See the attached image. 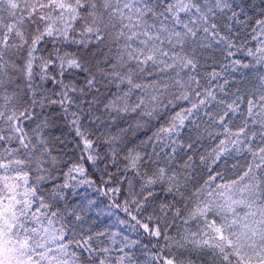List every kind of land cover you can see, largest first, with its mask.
<instances>
[{"label": "snow or ice", "instance_id": "obj_1", "mask_svg": "<svg viewBox=\"0 0 264 264\" xmlns=\"http://www.w3.org/2000/svg\"><path fill=\"white\" fill-rule=\"evenodd\" d=\"M0 264H264V0H0Z\"/></svg>", "mask_w": 264, "mask_h": 264}, {"label": "trees", "instance_id": "obj_2", "mask_svg": "<svg viewBox=\"0 0 264 264\" xmlns=\"http://www.w3.org/2000/svg\"><path fill=\"white\" fill-rule=\"evenodd\" d=\"M61 128H63V125H61L60 126V128H54L52 131L54 132V134H56V135H59L60 134V130H61ZM145 132H147V134L148 135H150L151 133L150 132H148L147 130H145ZM65 137L67 138V139H71V136H68V134H67V130H65ZM144 134L145 133H141L140 135H141V138H143L144 137ZM70 147H74V145H70ZM197 163H198V160H197ZM87 166V165H86ZM101 169L103 168V164H101ZM231 167V162L229 163V168ZM88 172H89V176H90V178L91 179H93V180H95L96 181V183H95V185L93 186V187H88L87 185H85V186H83V187H81V188H79L78 189V191H79V193H80V196L81 197H83V196H85L86 195V193H87V191H89V189H94V191H95V194H94V198H100L101 199V201L106 205L109 201H108V197H106V196H103V195H101V192H103L104 191V188H105V186L100 182V176L102 175V172H100V171H95L94 169H92L91 167H89L88 168ZM229 178H231L232 177V173L231 172H228L227 174H226ZM61 179H62V177H61ZM139 188V185H137V189ZM162 195V194H161ZM79 198V197H78Z\"/></svg>", "mask_w": 264, "mask_h": 264}, {"label": "rangeland", "instance_id": "obj_3", "mask_svg": "<svg viewBox=\"0 0 264 264\" xmlns=\"http://www.w3.org/2000/svg\"><path fill=\"white\" fill-rule=\"evenodd\" d=\"M88 198H91L90 196H88Z\"/></svg>", "mask_w": 264, "mask_h": 264}]
</instances>
